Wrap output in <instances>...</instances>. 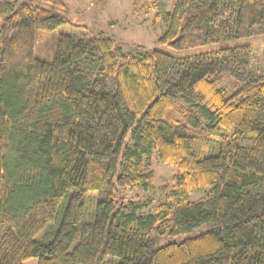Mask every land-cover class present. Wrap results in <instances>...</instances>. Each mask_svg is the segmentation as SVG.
I'll list each match as a JSON object with an SVG mask.
<instances>
[{"label": "trees", "instance_id": "16d2710c", "mask_svg": "<svg viewBox=\"0 0 264 264\" xmlns=\"http://www.w3.org/2000/svg\"><path fill=\"white\" fill-rule=\"evenodd\" d=\"M31 1L0 0V264H264L255 49L181 57L128 52L102 32L61 34L43 61L37 32L66 19ZM160 18L158 45L180 52L264 35V0H173ZM202 134L219 144L213 154L193 150ZM153 152L175 172L163 201L141 214L152 201L124 192L153 190ZM191 191L203 194L190 201ZM67 193L52 239L35 241Z\"/></svg>", "mask_w": 264, "mask_h": 264}, {"label": "rangeland", "instance_id": "374dc122", "mask_svg": "<svg viewBox=\"0 0 264 264\" xmlns=\"http://www.w3.org/2000/svg\"><path fill=\"white\" fill-rule=\"evenodd\" d=\"M64 8H57L51 5L39 3L32 0L34 4H40L47 10L58 13L65 17V23L53 32H37V41L34 47V56L43 61H51L57 37L61 34L73 36H90L91 34L102 32L104 35L120 43L124 50L132 53L146 49H155L167 52L171 55L188 56L205 52L216 51L223 47H233L250 45L255 49L258 72L264 74V35L229 42H219L212 45L198 47L194 49L176 52L158 45L157 38L165 29V22L162 18L154 21L156 13L163 14L170 10L173 0H157L159 9L151 10L147 0H61ZM125 46V47H124ZM223 86L228 87L225 81ZM219 148V144L209 140L205 135L196 139L193 150L199 154H213ZM151 169L154 173L153 190L144 191L142 189H128L124 193L129 199L138 203L149 200L148 207L140 211L141 214L152 212L155 205L163 201L161 188L170 183V179L175 172V167L170 164L160 162L155 152L151 155ZM201 191H191L188 195L190 201H195L202 196ZM97 192L87 195L85 203V213H91L86 221L93 220L96 209ZM67 193L61 200L54 220L49 223L41 232L35 236V241L40 243L49 242L63 216L68 202ZM92 201V202H91ZM86 214V216H87ZM23 264H37L36 258H30Z\"/></svg>", "mask_w": 264, "mask_h": 264}]
</instances>
